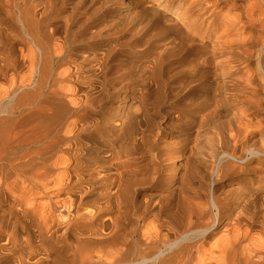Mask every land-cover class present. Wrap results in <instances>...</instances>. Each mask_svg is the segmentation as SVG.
Listing matches in <instances>:
<instances>
[{
  "label": "bare ground",
  "instance_id": "bare-ground-1",
  "mask_svg": "<svg viewBox=\"0 0 264 264\" xmlns=\"http://www.w3.org/2000/svg\"><path fill=\"white\" fill-rule=\"evenodd\" d=\"M0 264H264V0H0Z\"/></svg>",
  "mask_w": 264,
  "mask_h": 264
},
{
  "label": "rangeland",
  "instance_id": "rangeland-1",
  "mask_svg": "<svg viewBox=\"0 0 264 264\" xmlns=\"http://www.w3.org/2000/svg\"><path fill=\"white\" fill-rule=\"evenodd\" d=\"M96 1H101V0H96ZM105 0H102V2H104ZM111 4V3H110ZM135 10L133 11H138L139 7L135 6ZM94 9V7L92 8ZM89 13H91V11L87 10ZM134 13H130L129 16H132ZM98 17V16H96ZM100 18H103V16L100 14ZM115 21L114 22H109V26L106 29H103L102 34L100 37L97 38V43H103V45H106L108 47H112V48H116L117 50L122 48L123 45V33H121L120 31V24L124 21L125 16L119 14L118 16L115 17ZM166 92H168L169 90L166 89ZM169 96L170 95H166V93H161V98L162 100L158 101V107L155 108V110H153L151 112V118L150 121L154 128H159L160 125L163 123L162 117L165 113V110L168 109V106H170L171 102L169 101ZM228 117H222L221 120L224 121L226 120ZM228 120V119H227ZM144 158L150 162V157L151 156H155V155H151V152L149 151V149L146 148L145 152H144ZM190 155L193 156V154ZM164 160V159H163ZM184 160V157H180L179 154H175L174 155V161L176 162V164L180 165ZM152 165V164H151ZM179 170H181V168H179ZM184 172V170H183ZM179 172H176L177 177L179 176ZM141 190V189H140ZM149 191L155 192L154 187H152ZM162 195L166 196V192H160Z\"/></svg>",
  "mask_w": 264,
  "mask_h": 264
}]
</instances>
